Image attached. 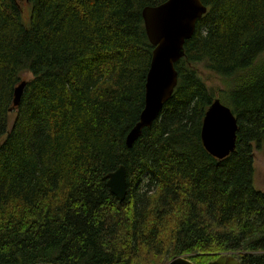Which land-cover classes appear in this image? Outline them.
<instances>
[{"label": "trees", "instance_id": "16d2710c", "mask_svg": "<svg viewBox=\"0 0 264 264\" xmlns=\"http://www.w3.org/2000/svg\"><path fill=\"white\" fill-rule=\"evenodd\" d=\"M165 1L24 0L26 21L0 0V264H264V0H201L177 87L129 148L154 51L142 11ZM217 97L238 121L224 159L201 138ZM121 166L123 202L108 186Z\"/></svg>", "mask_w": 264, "mask_h": 264}, {"label": "water", "instance_id": "95a60500", "mask_svg": "<svg viewBox=\"0 0 264 264\" xmlns=\"http://www.w3.org/2000/svg\"><path fill=\"white\" fill-rule=\"evenodd\" d=\"M207 10L201 0H167L142 11L146 33L154 51L145 87V107L139 122L126 138L129 148L142 137L144 129L152 127L171 99L178 84L175 65L185 56V43L193 37L198 21ZM26 85L24 80L16 89L15 107L20 105ZM237 132L238 121L232 110L216 99L203 122L201 138L205 149L217 159L228 157L235 151ZM108 186L113 195L121 202L125 201L128 181L124 166L108 176ZM168 264L195 263L186 257H176ZM208 264L242 263L234 255L225 254Z\"/></svg>", "mask_w": 264, "mask_h": 264}, {"label": "rangeland", "instance_id": "374dc122", "mask_svg": "<svg viewBox=\"0 0 264 264\" xmlns=\"http://www.w3.org/2000/svg\"><path fill=\"white\" fill-rule=\"evenodd\" d=\"M22 10H23L24 19L28 21L30 18V14H31L30 5L27 4V2H22ZM200 73L213 91H216L217 89L228 86L227 83H225L220 77L209 73V71H207L206 69H201ZM24 78H25L24 79L25 81H28L31 78V76L29 74H26ZM216 99H218V97ZM14 118H15V115L14 114L11 115L10 120H9V126L12 125ZM254 183L257 189L264 192V148L255 150ZM231 255H234V254H231ZM168 261L169 260L162 258L159 260V262L156 261V263H148V264H168L170 262Z\"/></svg>", "mask_w": 264, "mask_h": 264}]
</instances>
